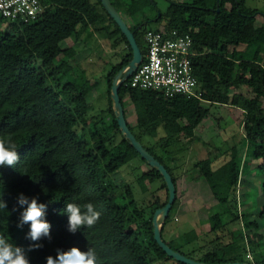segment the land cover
<instances>
[{"label":"trees","instance_id":"obj_1","mask_svg":"<svg viewBox=\"0 0 264 264\" xmlns=\"http://www.w3.org/2000/svg\"><path fill=\"white\" fill-rule=\"evenodd\" d=\"M40 1L44 10L34 20L12 22L0 15V136L11 134L20 156L15 168H0V200L7 202V209H0V236L23 247L30 264H46L48 255L56 256V249L67 251L71 247L82 251L94 248L102 264H185L169 257L154 237V214L169 200L163 175L152 166L146 173L149 182L161 180L166 189L164 201L156 197L148 206L140 204L129 184L118 185L112 180V174L120 168L136 157L142 158L122 134L111 98L114 77L133 57L126 36L100 0ZM112 2L122 17L121 12L139 19L129 26L132 31L143 24L135 32L143 56L145 33L151 29L144 23L163 19L167 28L189 33L199 52L193 64L201 98L136 89L125 83L119 91L126 119L128 103L136 112L135 125L128 122L131 131L165 165L176 190L177 173L144 139L156 138L162 128L159 147L168 154L178 133L195 136L196 129L211 114L210 107L203 104L209 103L243 111L244 140L251 159L261 162L264 191V24H256L260 12L248 7L246 0L170 1L166 14L150 0H120L125 9ZM149 10L155 14L149 16ZM98 24L113 39L114 46L124 44L128 52L105 75V109L89 116V91L75 72L71 62L74 53L65 42L76 37L79 28ZM241 45L254 50H239ZM245 89L252 95L238 91ZM106 116L111 119L110 125ZM245 166L237 148L220 166H215L211 157L195 163L218 207L209 217L210 233H225L231 223L250 217L247 212L240 214L237 200ZM21 193L29 199L38 197V202L47 205L51 240L44 237L38 241L44 245L39 250L27 251L32 243L25 238L30 226L24 225L22 230L16 226L26 207L18 205ZM89 202L101 213L99 221L92 228L72 233L67 215L60 213L67 203L83 206ZM177 203L162 227L164 241L174 250L209 264H264V233L257 231L260 221L264 222V202L258 213L260 221L246 223L248 234L227 232L210 241L209 247L189 252L183 249L189 244L187 235H182L179 242L165 236ZM249 252L261 254L262 259L249 258Z\"/></svg>","mask_w":264,"mask_h":264},{"label":"rangeland","instance_id":"obj_2","mask_svg":"<svg viewBox=\"0 0 264 264\" xmlns=\"http://www.w3.org/2000/svg\"><path fill=\"white\" fill-rule=\"evenodd\" d=\"M150 1L153 5H157L161 13L166 14L170 1L190 2L191 0ZM246 3L248 7L260 12L256 18V24H264V0H246ZM116 5L125 9L120 0H116ZM228 7L230 8V5ZM121 13L131 26L138 23L139 19H133L131 16H125L123 12ZM154 14V11H148L149 16ZM165 23V19L161 22L153 20L146 25L157 28ZM100 27L101 24L79 28L78 35L65 42V46L73 50L74 57L71 62L75 72L89 91L87 98L91 104L89 116L98 114L105 109L108 102L105 75L128 52V48L124 44L120 43L114 46L113 39L108 38L107 34L100 30ZM238 48L248 53L254 50L246 45H241ZM262 62L264 64V54ZM238 91L248 96L252 95L247 89ZM231 92H236V90ZM203 104L210 107V116L196 129L194 137L190 138L183 133H178L168 147V154L159 147L164 136L162 128L159 129V135L156 138L145 137L144 139L150 146H155L154 149L159 154L166 157V161L174 169L173 172L178 175L176 197L178 203L172 212L171 220L167 224L165 236L168 240L179 242L182 235H187L189 244L183 248L186 252L200 249L201 246L209 247L210 241L218 235H226L227 232L248 234L249 230L247 231L245 225L249 220L260 221L258 213L264 202L263 174L259 167L261 162L252 160L250 153H248V145L244 140L243 111L230 105ZM126 112L128 122L135 125L136 112L132 104H127ZM105 119L110 125V117L106 116ZM235 148L239 150L243 165L246 164V171L241 175L237 191L239 212L240 214L247 212L251 215L239 222L231 223L225 233L215 235L209 232V217L211 213L217 211L218 207H216V200L212 196L208 183L200 176L195 163L211 157L214 165L220 166L231 158ZM150 169L151 166L145 160L136 157L112 174V180L118 185L129 184L140 204L148 206L156 200V197H159L161 201L166 199V189L162 188V181L157 180L151 183L146 178V173ZM260 223L261 228H258L257 231L264 233V222L260 221ZM248 257L253 260L256 257L259 260L262 259L261 254L255 256L251 252H249ZM169 264L172 263L169 262Z\"/></svg>","mask_w":264,"mask_h":264},{"label":"built area","instance_id":"obj_3","mask_svg":"<svg viewBox=\"0 0 264 264\" xmlns=\"http://www.w3.org/2000/svg\"><path fill=\"white\" fill-rule=\"evenodd\" d=\"M44 10L40 0H0V15L12 22L36 19ZM146 54L126 80L131 88L158 90L167 95L201 98L193 58L199 55L193 37L166 24L145 33Z\"/></svg>","mask_w":264,"mask_h":264},{"label":"clouds","instance_id":"obj_4","mask_svg":"<svg viewBox=\"0 0 264 264\" xmlns=\"http://www.w3.org/2000/svg\"><path fill=\"white\" fill-rule=\"evenodd\" d=\"M20 162L18 147L12 139L11 134L0 136V168L5 166L13 167ZM18 205L26 206L20 213L17 228L23 229L24 225H29L26 239L29 244L27 251L39 250L44 247L37 243L42 238L51 240V224L46 218L47 205L38 202V197L29 199L23 193L18 197ZM0 209H7V202L0 200ZM61 215H67L69 230L76 233L81 228H92L99 221L101 213L95 210L94 205L89 202L80 206L76 203H67ZM0 264H30V260L23 247L10 243L6 238L0 236ZM46 264H102L94 248L88 247L87 251H82L79 247H71L65 251L56 249V256L48 255Z\"/></svg>","mask_w":264,"mask_h":264},{"label":"water","instance_id":"obj_5","mask_svg":"<svg viewBox=\"0 0 264 264\" xmlns=\"http://www.w3.org/2000/svg\"><path fill=\"white\" fill-rule=\"evenodd\" d=\"M110 17L117 23L120 27L122 33L126 36L131 48H132V60L128 65L123 67L114 77L111 88V98L113 101V109L117 118V122L122 134L129 140L130 144L137 150V152L146 160V162L156 168L164 177V180L167 184L169 191V200L168 203L160 209H157L154 218V237L159 246L164 250V252L171 258H174L176 261L185 263V264H209L195 259L189 258L186 255L182 254L179 251L174 250L169 246L162 237V227L167 220L173 205L176 201L177 190L174 183L173 177L170 172L167 170L165 165H163L159 160L153 156L144 145L137 139L134 133L131 131L128 121L125 116V109L122 104L120 97V88L121 86L130 78L131 75L138 69L139 65L143 60V54L141 48L137 42L135 32L140 30L143 27V24L139 25L136 30H131L125 19L121 16L120 12L113 4L112 0H100ZM161 13H159V16ZM144 24H147L145 22ZM219 264H250L248 262H230V263H219Z\"/></svg>","mask_w":264,"mask_h":264},{"label":"crops","instance_id":"obj_6","mask_svg":"<svg viewBox=\"0 0 264 264\" xmlns=\"http://www.w3.org/2000/svg\"><path fill=\"white\" fill-rule=\"evenodd\" d=\"M114 2H115V4H116V0H114ZM125 14V16H126V13H124ZM125 18V17H124ZM125 21H126V19H125ZM127 22V21H126ZM128 24V23H127ZM129 26H131L130 24H128Z\"/></svg>","mask_w":264,"mask_h":264}]
</instances>
